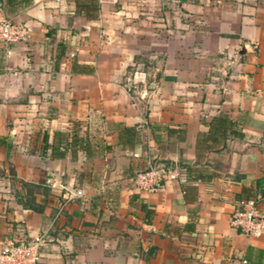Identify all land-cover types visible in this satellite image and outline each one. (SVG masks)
Listing matches in <instances>:
<instances>
[{
	"label": "crops",
	"instance_id": "obj_1",
	"mask_svg": "<svg viewBox=\"0 0 264 264\" xmlns=\"http://www.w3.org/2000/svg\"><path fill=\"white\" fill-rule=\"evenodd\" d=\"M97 1L87 19L74 0H0L27 31L0 41V249L46 236L45 264H264V233L229 224L241 197L264 211V0ZM220 116L232 125L197 147ZM121 125L140 130L131 147ZM150 125L184 132L158 144ZM148 160L182 179L137 189ZM53 177L83 197L64 202Z\"/></svg>",
	"mask_w": 264,
	"mask_h": 264
},
{
	"label": "built area",
	"instance_id": "obj_2",
	"mask_svg": "<svg viewBox=\"0 0 264 264\" xmlns=\"http://www.w3.org/2000/svg\"><path fill=\"white\" fill-rule=\"evenodd\" d=\"M26 35V29L14 24L10 19H0V41L7 44L14 43L24 39ZM182 177L175 165L148 160L144 167L133 171L130 180L139 190L155 192L162 189L168 181H179ZM49 186L61 190L64 202L83 197V191L80 188L68 186L54 177L49 181ZM229 224L246 237H260L264 233V211L259 208L258 200L252 197L237 199L229 218ZM45 237L6 240L0 249V264H45L39 251V246ZM241 262L245 263V260L241 259Z\"/></svg>",
	"mask_w": 264,
	"mask_h": 264
},
{
	"label": "trees",
	"instance_id": "obj_3",
	"mask_svg": "<svg viewBox=\"0 0 264 264\" xmlns=\"http://www.w3.org/2000/svg\"><path fill=\"white\" fill-rule=\"evenodd\" d=\"M30 3L31 0H4L2 7L5 12H15L22 7L28 6ZM74 4H75V11L78 14L84 16L87 19L96 18L98 13L97 0H74ZM65 49L66 46L62 44L60 41L56 43V50L53 58L55 64L58 61L61 54H63ZM85 69L86 71L89 72L91 71V68L79 66L76 63L75 59L74 58L72 59L71 61L72 72H83L85 71ZM230 125H232L231 120L225 116H220L215 119H212L208 123V130L205 134H203V138L202 137L199 138V135L201 134L197 135V139H196L197 147H200V144L201 147L207 146V145H203L205 144L203 142H206L207 140L211 141L216 139V138L211 139L210 136L219 135V134L223 135L225 128H228ZM149 128L151 130L153 138L157 141L158 144L162 142V136L165 137L166 139L168 138L179 139L182 137V134L184 132L183 128L172 129L169 127L164 128L158 125H150ZM233 134L234 135L237 134L238 136H240L239 133L234 131ZM139 138H140V130L137 127L135 126L127 127L122 125L119 126L117 140L119 145H121L122 147H131L133 144L139 141ZM45 141H46V135L43 136V143ZM72 142L73 143L78 142L80 146L86 151V153H88V147H89L88 142L85 140V138H82L81 136L78 137L74 131L72 132ZM193 177L195 179V178H203L204 176L198 173L193 175ZM185 229H191V228L190 226L185 225Z\"/></svg>",
	"mask_w": 264,
	"mask_h": 264
}]
</instances>
